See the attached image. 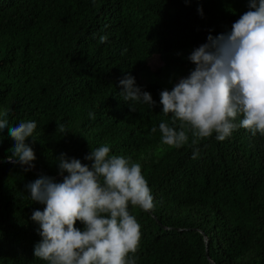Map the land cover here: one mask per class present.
I'll list each match as a JSON object with an SVG mask.
<instances>
[{"label":"trees","instance_id":"1","mask_svg":"<svg viewBox=\"0 0 264 264\" xmlns=\"http://www.w3.org/2000/svg\"><path fill=\"white\" fill-rule=\"evenodd\" d=\"M248 10V0H0V118L37 123L27 172L7 162L14 141L0 130V264H47L34 256L41 237L31 219L44 205L25 186L41 173L62 179L61 153L87 164L101 145L139 162L154 198L150 211L129 205L141 226L136 264H264V136L213 133L193 159L190 133L176 148L159 132L172 119L160 92L189 75L195 48ZM128 73L155 108L133 112L123 101Z\"/></svg>","mask_w":264,"mask_h":264},{"label":"clouds","instance_id":"2","mask_svg":"<svg viewBox=\"0 0 264 264\" xmlns=\"http://www.w3.org/2000/svg\"><path fill=\"white\" fill-rule=\"evenodd\" d=\"M248 9L230 31L209 35L207 43L195 48L188 56L195 66L189 75L160 92L163 114L172 115L171 123L159 124L161 142L180 148L189 144L190 133L193 159L200 141L213 133L224 141L242 127L264 136V0H248ZM107 39L101 36L100 43ZM119 83L123 101L134 102L128 103L131 111H136L135 104L156 107L152 94L131 73ZM88 115L95 119V113ZM57 124L63 131L65 126ZM36 129L33 120L10 127L0 118V130H7L14 141L7 162L25 172L35 168L37 156L28 140L36 141ZM110 152L107 145L91 149L84 157L87 164L61 153L57 161L62 179L41 173L26 184L31 199L44 205L31 216L41 237L34 246L36 258L47 264H136L141 226L129 205L150 211L154 198L141 164ZM78 221L83 228L77 227Z\"/></svg>","mask_w":264,"mask_h":264},{"label":"rangeland","instance_id":"3","mask_svg":"<svg viewBox=\"0 0 264 264\" xmlns=\"http://www.w3.org/2000/svg\"><path fill=\"white\" fill-rule=\"evenodd\" d=\"M149 63H150V66L152 67V69H155V68H158L162 62L159 59H153V60H150Z\"/></svg>","mask_w":264,"mask_h":264},{"label":"water","instance_id":"4","mask_svg":"<svg viewBox=\"0 0 264 264\" xmlns=\"http://www.w3.org/2000/svg\"><path fill=\"white\" fill-rule=\"evenodd\" d=\"M37 171V170H36ZM37 172H39V171H37ZM39 173H41V172H39Z\"/></svg>","mask_w":264,"mask_h":264}]
</instances>
